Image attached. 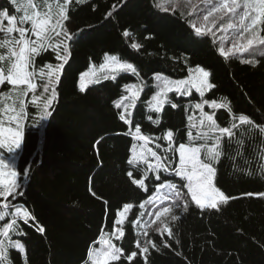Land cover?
Wrapping results in <instances>:
<instances>
[{
	"label": "trees",
	"instance_id": "trees-1",
	"mask_svg": "<svg viewBox=\"0 0 264 264\" xmlns=\"http://www.w3.org/2000/svg\"><path fill=\"white\" fill-rule=\"evenodd\" d=\"M17 2L24 4L27 0ZM33 2L43 6L44 0ZM48 2L55 13L57 0ZM67 8L69 19L64 25L72 39L65 40L61 35L52 40L53 45L66 43L69 54L59 80H53L57 99L49 109L51 116L40 120L51 94V88L44 92L48 78H41L40 69L46 72L48 64L55 69L62 63L52 48L35 57L34 92L29 90L17 100L7 82L0 86V106L5 100L14 107L24 101V134L30 146L19 180L23 194L15 204L26 208L35 219L28 223L18 220L23 235L13 237L25 245V252L12 251L13 264H25V258L27 264H86L89 249L100 237L110 239L121 249V259L109 264H264V195H259L264 194V169L263 160L254 150L258 146L264 152V145L257 141L249 147L246 143L241 156L233 150L231 157L223 155L214 163L217 171L213 185L229 197L218 204V210L202 211L182 186L186 181L172 171L153 170L155 167L143 160L129 164L133 142L137 141L136 147L141 144L135 138L138 123L141 135L149 137L146 145L156 152L159 164L177 168V146L183 143L198 147L204 143L196 139L207 129L200 126L201 110L195 108L204 100L208 103L203 111L212 114L221 127H229L233 116L240 114L257 125L264 124V56L222 55L216 36L196 33L193 12L164 10L156 0H70ZM5 10L18 18L23 15L16 11L12 0H0V11ZM5 53L0 49V54ZM108 56H115L116 64L131 63L137 74L123 68L108 75L97 73ZM245 60H254L255 65ZM0 64L7 67L8 62ZM197 66L209 71L208 80L214 88L206 90L203 97L194 90L190 95L171 90L167 98L177 104L176 108L164 104L160 112H155L149 107L156 75L181 79ZM91 69L94 75L85 77L82 91L80 77ZM130 85H136L140 96L127 110L131 123H125L119 119L125 113L124 107L116 108L115 104L130 97ZM5 92L11 95L4 96ZM33 96L38 98L39 108L32 105ZM213 100L217 104L230 103L232 111L212 108ZM157 119L159 124L153 123ZM169 131L173 134L171 143L164 138ZM135 180H143L147 190ZM161 183L181 186L180 194L170 206L171 212L155 219L147 232H142L135 221H142L145 210L157 202L162 189H168L160 188ZM150 197L154 202L141 209L140 204ZM5 203L11 206L13 198H0V215H7L11 222L15 208L10 215L3 207ZM185 203L187 212L183 210ZM125 204L132 208L118 225L123 231L118 238L113 235L117 214ZM173 215L179 219L172 220ZM165 226L172 229V236L158 231ZM37 227L45 231L41 233ZM137 243L147 245L148 253H142ZM133 251L137 256L128 260Z\"/></svg>",
	"mask_w": 264,
	"mask_h": 264
},
{
	"label": "snow or ice",
	"instance_id": "snow-or-ice-1",
	"mask_svg": "<svg viewBox=\"0 0 264 264\" xmlns=\"http://www.w3.org/2000/svg\"><path fill=\"white\" fill-rule=\"evenodd\" d=\"M83 2V0H78ZM207 5V14L203 16L205 21L212 18L213 24L216 20L225 21L226 27L224 31L230 30V36L232 38V48H229L226 52L224 48H221V54L227 56L229 52L235 50L236 53L249 52L250 54L264 56V0H205ZM12 3L16 5V11L22 12L23 15L19 18L16 15L9 14L6 10L0 11V33H3L4 38L0 40V49H5V54H0V61L7 60L8 64L5 67L0 64V86H3L5 82L8 85L13 86V90L16 92V98L19 100L21 96L26 95L27 91H35L37 88L36 83L33 82L35 77V57L39 56L41 52H46L49 48H52L56 52L57 59L62 61L56 68H53L52 64L47 65V71L43 68L40 69V75L43 79L47 76L48 81L44 85V92H48L51 88V94L47 98L43 105V111L40 116V120H44L51 116L50 107L53 102L57 99L56 85L53 80H59V72L67 63L69 46L60 41L53 45L52 40L55 37L64 36V39H72L65 28L64 22L69 19L67 15V6L70 0H57L55 4V13L53 12L52 5L48 0H44L43 6L38 3H34L33 0H27L24 4H19L17 0H12ZM115 8V6H113ZM46 9V10H43ZM218 14V15H217ZM111 15V13H109ZM6 21L7 27H4ZM30 25V27H24L23 25ZM193 27H195L193 25ZM198 35H202L203 31L201 28L195 29ZM208 31H211L209 29ZM18 34V38L12 34ZM54 34V35H53ZM125 36L129 35L128 32L124 33ZM35 37L33 40L31 37ZM63 45V46H61ZM134 48L139 45H133ZM110 60L117 62L115 56L110 57ZM245 63H251L255 65L254 60H245ZM120 68L129 70L132 74H137V69L133 67L131 63L119 64ZM33 70H29V69ZM190 78L188 80L175 81V90L177 93L183 95H190L189 88H195L201 97L208 89L215 87L214 84L210 83L208 77L210 76L209 71H206L203 67L197 66L195 69H190ZM88 73H85L80 77V88L84 89V77ZM173 82H165L164 88L153 95L150 102V108L155 112H160L164 104H169L172 108H176L177 104L173 103L171 99L167 98V92L171 91V85ZM19 85H26V88H17ZM130 91V97H123L121 102L115 104L116 108L124 107L125 113L120 114L119 119L125 123H131L128 118V108L134 106L136 100L140 96V92L135 90L136 85L128 86ZM4 96H10L11 93H3ZM38 98L32 97V105L39 108L40 105L36 103ZM124 100H130V104H125ZM208 101L204 100L202 103H196L195 108L200 111V126L205 127L207 130L197 135L196 139L203 140L198 147H189L181 143L179 145V167L169 168L165 165L158 164L153 170L162 169L164 171H172L175 176L181 177L188 183L182 185L188 188L191 193L192 200L195 201L196 205L202 210L206 211L209 209L218 210V203L214 197L211 198L202 197L201 193H207L209 190L213 194H219L221 197V203L226 202L229 197L225 196L218 188L212 187L213 177L216 175L215 162H219L223 155L231 157V153L234 150L237 157L241 156L242 149L245 148L246 143L249 147L257 145H264V124L257 125L253 119L249 116L240 114L233 116L232 122L229 127H221L217 124L216 119L212 114H208L203 111L204 104ZM18 107V111H17ZM212 108L228 109L232 111L230 103L217 104L215 100L211 102ZM11 113V114H10ZM25 103L20 100L16 107L3 108L0 107V198L5 201L9 197L13 198V203L4 204V209H8L9 214L12 215L11 209L15 208V212L11 222H8L7 215H0V264H13L10 253L12 251H18L19 253L25 252V245L20 242L19 239L14 238L16 236L23 235L22 228L20 227L18 220L23 223H28L30 220H34L35 217L23 207H17L15 200L23 193L20 191L22 184L18 178L20 173L17 171V160L20 157L19 150L24 136V124L22 120L25 116ZM151 120V116H149ZM238 121V123H237ZM159 120L153 121V123L159 124ZM7 123L8 126H5ZM132 134L131 132L129 133ZM172 132L169 131L166 137L171 143ZM135 138L142 140L145 143L149 140L148 136L141 135V128L135 127ZM211 143V146H209ZM159 147V145L157 146ZM133 148V158L129 160V164H137L139 160L143 159L142 156L137 157L135 155L136 145ZM259 154V159L264 160V152L259 151V147L254 149ZM151 155L156 157V152H152ZM250 174V173H249ZM131 175V173H129ZM24 176L27 178L28 170L25 169ZM157 180L161 179L160 175L156 176ZM134 183L138 184L141 188H145L143 180H135ZM160 188L167 187L170 190H175L176 194L179 195V187L175 183L164 184L161 183ZM145 190H147L145 188ZM159 191V189H157ZM248 195H252L249 193ZM264 195V194H259ZM154 199L150 197L147 201L140 204V208L143 209L145 204H151ZM131 204H125L124 209L127 211L131 209ZM183 210L188 211V205H183ZM171 212V208L164 207L162 211L154 213L157 220H160L164 214ZM123 215V213H121ZM18 218V219H17ZM172 220H178L179 217L173 215ZM163 223V221H161ZM117 224L120 221L116 222ZM37 231L43 233L45 229L43 227H37ZM158 231H166L169 236L173 235L172 229L165 226L163 229ZM123 236V231L117 232V237ZM97 243L107 245L105 249H93L90 248L88 251V260L86 264H109V261H118L121 259V249L114 247L110 241L106 239H100ZM179 243V241H177ZM152 247H155L151 241H148ZM165 246H168L167 244ZM137 248L142 253H148L149 247L147 245L141 247L137 243ZM137 256V252L133 251L129 256L128 260H132ZM25 264L27 260L25 258Z\"/></svg>",
	"mask_w": 264,
	"mask_h": 264
},
{
	"label": "rangeland",
	"instance_id": "rangeland-1",
	"mask_svg": "<svg viewBox=\"0 0 264 264\" xmlns=\"http://www.w3.org/2000/svg\"><path fill=\"white\" fill-rule=\"evenodd\" d=\"M156 1H157L158 5H160L162 8H164V10L165 9H167V10L168 9L169 10L178 9L182 13H184L185 11L186 12H189V11L193 12V14L195 15V18H194L192 23L195 26L194 27L195 29L196 28H201L203 32H207V33H210V34L216 36L217 42H218V44L220 46V49L224 48V50L227 52L229 48H232L233 41H232V38L230 36V30L228 32L224 31V28L226 27V20L225 21H221V20L217 19L215 24H213L211 17L209 18L208 21H205L203 19V16L207 14V5H206L205 0H183L182 2H176V3L175 2L174 3L170 2L171 0H156ZM4 27L5 28L7 27L6 21L4 22ZM28 27H30V25H28ZM209 29H211V31H208ZM12 35L16 36L18 38V34L14 33ZM3 38H4L3 33H0V39H3ZM31 38L33 40L36 39L34 36L31 37ZM235 54L240 55V56H244L245 54L250 55L249 52L236 53L235 50H233L232 52H229L228 55H235ZM118 65L119 64H116L115 62L111 61L110 57L108 56V57H106V60H105L104 64L102 66H100L99 69H97V73H99V74L100 73H105V74L108 75L110 73V71L120 68ZM193 69H195V68H193ZM85 73H88L87 76L94 75V70L91 69V70H89V72L88 71L84 72L82 75H84ZM85 77H84V85L87 82V79ZM189 78H190V73L186 77L181 78V79H172V78L167 77L166 75L158 74V75L155 76V93H154V95H157V93H159L164 88L165 82H167V81L173 82L172 85H171V88H172V90L176 91L174 82L178 81V80H188ZM22 86H26V85H19V86H17V88H20ZM9 88L11 90V89H13V86L9 85ZM192 90L196 91L195 88L190 87L189 88V92H191ZM0 104L2 105L1 102H0ZM9 104H10V101H6L5 100V101H3V106H0V107H3V108H12V107H14L13 103H12V106H9ZM149 107H150V105H149ZM23 120H22V123H23ZM5 126H8L7 123H6ZM140 141L142 142V140H140ZM142 143L139 144L136 147L135 155L137 157L142 156L143 159H141V160H143V161L147 162L148 164L156 167V165L159 164V159L157 157H153L151 155L152 152H149V150H148V148H146L145 144L144 143L142 144ZM134 144L137 145V141H134L133 145ZM186 146L197 147V146H190V145H186ZM29 148H30V146H29L28 138L24 134L23 141H22V144H21V149L19 150L20 157H19V159L16 162L17 163V171H18V173H20V175L22 174L24 168L26 167V163H27V160H28V157H29ZM176 152H177V160H178L177 165L179 167L180 166L179 165V146H177ZM131 153H132L131 157L133 158V148L131 150ZM263 169H264V160H263ZM213 179H214V177H213ZM18 180H20V176H19ZM187 183L188 182L186 181V184ZM212 187H214L213 181H212ZM186 189H187L188 196L190 197V199H192L191 193L188 191L187 187H186ZM201 195H202V197H207V198H211L214 195V197H215V199H216L218 204L221 201V197L219 196V194L218 193L217 194H213L210 190L207 193H201ZM192 201L196 205L195 201L194 200H192ZM161 204H164V203L161 202ZM128 210L125 211V209L123 207L117 214L116 222L120 221L119 224H121L123 222V220L125 219ZM157 211L158 210L155 208L153 211H151L149 217L154 216V213H156ZM121 213H123V215H121ZM146 227L147 226H143V230H145ZM119 230L120 229H119V227L117 225L115 227V231H114L113 235H115L117 237V232ZM101 239H106V240L110 241L111 244L114 247H117L110 239L104 238V237L101 238ZM92 248L93 249H105V248H107V245L106 244L101 245V244L97 243Z\"/></svg>",
	"mask_w": 264,
	"mask_h": 264
}]
</instances>
